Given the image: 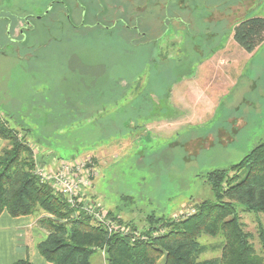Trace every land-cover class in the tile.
<instances>
[{"label": "rangeland", "instance_id": "rangeland-1", "mask_svg": "<svg viewBox=\"0 0 264 264\" xmlns=\"http://www.w3.org/2000/svg\"><path fill=\"white\" fill-rule=\"evenodd\" d=\"M250 17L264 0H0V121L38 168L84 165L105 213L179 215L264 141V42L234 40ZM237 209L262 252L264 214ZM200 242V261L220 257L222 236Z\"/></svg>", "mask_w": 264, "mask_h": 264}, {"label": "trees", "instance_id": "trees-1", "mask_svg": "<svg viewBox=\"0 0 264 264\" xmlns=\"http://www.w3.org/2000/svg\"><path fill=\"white\" fill-rule=\"evenodd\" d=\"M234 40L253 53L264 42V17L241 20ZM17 133L0 121V138L8 141L0 152V215L7 212L12 217L37 219L47 233L37 247L50 263L91 264L92 255L102 250L106 264H264V227L259 224V253L237 209L240 206L244 211L264 214V141L229 170L209 172L206 182L214 197L193 206L190 214L151 213L142 229L108 212L118 225L139 231L136 238L109 232L87 213L72 207L60 191L42 182L36 174L33 150ZM242 171L245 176L240 179ZM203 235L223 237L219 258L200 261L205 249L200 242ZM12 264L34 263L26 258Z\"/></svg>", "mask_w": 264, "mask_h": 264}, {"label": "built area", "instance_id": "built-area-1", "mask_svg": "<svg viewBox=\"0 0 264 264\" xmlns=\"http://www.w3.org/2000/svg\"><path fill=\"white\" fill-rule=\"evenodd\" d=\"M69 166H60V169L51 173L43 168H36V174L41 179L42 182L50 184L54 189L60 191L68 201V203L74 207L78 208L89 216H91L94 223L98 225L105 226L109 232L120 231L124 235L132 234L134 237L140 236L139 231L132 232L130 227H123L118 225V223L112 220L108 212H104L101 209L100 204L95 201L86 198V190L89 187V171L84 168V165H78L75 169H79V175L72 173L75 177L70 178ZM72 170V169H71ZM74 170L73 172H76ZM77 173V172H76ZM194 212V209L187 210L186 212H180L179 215H174L178 217L182 214H190Z\"/></svg>", "mask_w": 264, "mask_h": 264}, {"label": "crops", "instance_id": "crops-1", "mask_svg": "<svg viewBox=\"0 0 264 264\" xmlns=\"http://www.w3.org/2000/svg\"><path fill=\"white\" fill-rule=\"evenodd\" d=\"M47 233L32 216L12 217L4 212L0 215V264H12L29 258L34 264H52L38 250V243ZM100 258L99 264H105Z\"/></svg>", "mask_w": 264, "mask_h": 264}, {"label": "flooded vegetation", "instance_id": "flooded-vegetation-1", "mask_svg": "<svg viewBox=\"0 0 264 264\" xmlns=\"http://www.w3.org/2000/svg\"><path fill=\"white\" fill-rule=\"evenodd\" d=\"M128 29H131L129 26H127Z\"/></svg>", "mask_w": 264, "mask_h": 264}, {"label": "water", "instance_id": "water-1", "mask_svg": "<svg viewBox=\"0 0 264 264\" xmlns=\"http://www.w3.org/2000/svg\"><path fill=\"white\" fill-rule=\"evenodd\" d=\"M48 13V12H47Z\"/></svg>", "mask_w": 264, "mask_h": 264}]
</instances>
